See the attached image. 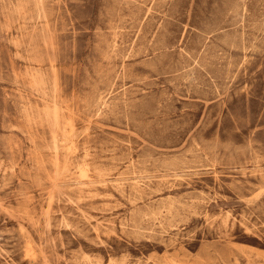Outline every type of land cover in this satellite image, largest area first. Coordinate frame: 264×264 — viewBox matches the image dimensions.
<instances>
[{
    "label": "rangeland",
    "instance_id": "rangeland-1",
    "mask_svg": "<svg viewBox=\"0 0 264 264\" xmlns=\"http://www.w3.org/2000/svg\"><path fill=\"white\" fill-rule=\"evenodd\" d=\"M0 264H264V0H0Z\"/></svg>",
    "mask_w": 264,
    "mask_h": 264
},
{
    "label": "bare ground",
    "instance_id": "bare-ground-1",
    "mask_svg": "<svg viewBox=\"0 0 264 264\" xmlns=\"http://www.w3.org/2000/svg\"><path fill=\"white\" fill-rule=\"evenodd\" d=\"M73 136V135H72ZM47 224V223H46Z\"/></svg>",
    "mask_w": 264,
    "mask_h": 264
}]
</instances>
